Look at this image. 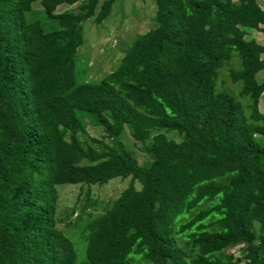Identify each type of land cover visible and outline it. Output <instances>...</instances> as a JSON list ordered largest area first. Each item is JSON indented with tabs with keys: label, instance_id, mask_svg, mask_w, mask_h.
<instances>
[{
	"label": "trees",
	"instance_id": "16d2710c",
	"mask_svg": "<svg viewBox=\"0 0 264 264\" xmlns=\"http://www.w3.org/2000/svg\"><path fill=\"white\" fill-rule=\"evenodd\" d=\"M34 1L0 0V264H78L55 185L79 183L88 201L113 177L128 182L101 212L63 210L85 240L80 264H264V44L245 38L264 32V7L153 0V27L99 80L78 82L81 22L102 21L116 0ZM39 8L55 27L29 18ZM230 59L246 112L216 88Z\"/></svg>",
	"mask_w": 264,
	"mask_h": 264
},
{
	"label": "rangeland",
	"instance_id": "374dc122",
	"mask_svg": "<svg viewBox=\"0 0 264 264\" xmlns=\"http://www.w3.org/2000/svg\"><path fill=\"white\" fill-rule=\"evenodd\" d=\"M32 2L31 7L38 8V2ZM100 1V0H99ZM260 7H264L263 0H256ZM63 8L58 5L56 9ZM39 8L29 14L30 19H37L42 23L44 29L48 30L56 26L55 22L44 18L43 13ZM155 5L153 0H116L113 2L109 15L100 22H93L91 19H86L81 22L83 42L76 48V55L74 59V74L78 82H95L99 80L104 74L112 70L118 62L122 54V50L126 48L130 42L138 35L149 28L153 27L152 16L154 14ZM262 26V25H260ZM245 38L254 39L256 42L264 44V32L255 30L254 28H245ZM234 57V55H233ZM264 57V54L262 55ZM235 59V57H234ZM230 59L222 64L216 76V88L225 89L229 91L241 103L244 112H246L245 102L247 97L238 98L236 92L239 88L238 82H231L227 77L228 67L234 66V62ZM258 79L263 77V71L256 74ZM221 86H219V85ZM236 91V92H235ZM258 109L264 113V95H261L258 100ZM86 137L98 138L101 130L98 127H92L82 122ZM170 133V132H169ZM122 142L130 148L137 161L142 164L144 152L139 146L140 142H135L127 134V128L124 126L123 131L120 133ZM108 142V139H105ZM147 142V141H145ZM128 177L119 179L113 177L108 179L101 185L92 184L89 189V199L85 200L83 189L79 191L77 184H56L57 203L56 213L62 217V221L58 222V226L62 229L63 233L70 239L75 252L76 262L78 264L85 261L84 246L85 240L79 229V223L76 227L72 223L66 228L64 222L68 219H63V210L65 207L70 206L73 202L76 207L86 203L84 211L80 214V218L84 221L88 216H93L102 211L103 207L109 205V200L115 198L120 190L126 186ZM86 186V185H84ZM94 201V203H93ZM108 202V203H107ZM77 209L70 215V219L75 217ZM240 243L232 245L227 248V251L232 253L235 257L239 255ZM240 264V263H236Z\"/></svg>",
	"mask_w": 264,
	"mask_h": 264
}]
</instances>
